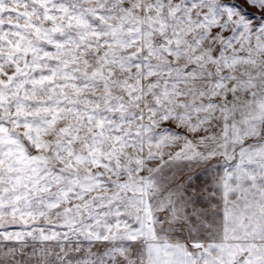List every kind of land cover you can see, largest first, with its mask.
<instances>
[{
    "label": "snow or ice",
    "instance_id": "obj_1",
    "mask_svg": "<svg viewBox=\"0 0 264 264\" xmlns=\"http://www.w3.org/2000/svg\"><path fill=\"white\" fill-rule=\"evenodd\" d=\"M0 264H264V0H0Z\"/></svg>",
    "mask_w": 264,
    "mask_h": 264
}]
</instances>
